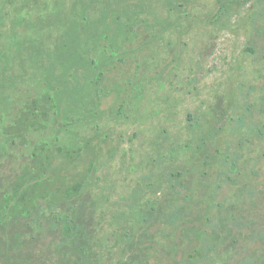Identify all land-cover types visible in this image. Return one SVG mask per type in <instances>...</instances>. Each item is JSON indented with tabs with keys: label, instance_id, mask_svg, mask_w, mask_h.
<instances>
[{
	"label": "rangeland",
	"instance_id": "1",
	"mask_svg": "<svg viewBox=\"0 0 264 264\" xmlns=\"http://www.w3.org/2000/svg\"><path fill=\"white\" fill-rule=\"evenodd\" d=\"M0 15V264H264V0Z\"/></svg>",
	"mask_w": 264,
	"mask_h": 264
},
{
	"label": "trees",
	"instance_id": "2",
	"mask_svg": "<svg viewBox=\"0 0 264 264\" xmlns=\"http://www.w3.org/2000/svg\"><path fill=\"white\" fill-rule=\"evenodd\" d=\"M0 17H1V15H0ZM16 34H17V32L14 31L13 34L11 35V36H12L11 39H13V38L16 36ZM14 39H18V38H14ZM8 245H9V244H8ZM74 245L76 246V245H78V244H74ZM76 247H77V246H76Z\"/></svg>",
	"mask_w": 264,
	"mask_h": 264
}]
</instances>
